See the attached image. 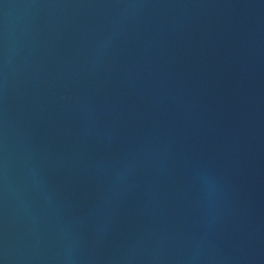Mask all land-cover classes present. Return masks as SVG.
<instances>
[{
	"label": "water",
	"instance_id": "95a60500",
	"mask_svg": "<svg viewBox=\"0 0 264 264\" xmlns=\"http://www.w3.org/2000/svg\"><path fill=\"white\" fill-rule=\"evenodd\" d=\"M0 264H264V0H0Z\"/></svg>",
	"mask_w": 264,
	"mask_h": 264
}]
</instances>
